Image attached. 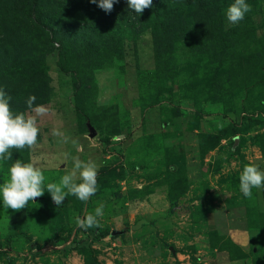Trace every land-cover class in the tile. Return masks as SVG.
<instances>
[{
	"label": "rangeland",
	"instance_id": "374dc122",
	"mask_svg": "<svg viewBox=\"0 0 264 264\" xmlns=\"http://www.w3.org/2000/svg\"><path fill=\"white\" fill-rule=\"evenodd\" d=\"M1 1L0 89L14 113L34 115L30 95L48 113L36 145L0 161V184L17 159L40 167L45 186L72 157L94 161L98 177L87 202L68 195L58 208L45 188L13 211L0 198V264H220L214 247L230 246L216 222L244 201L243 167L264 158V0H246L237 25L228 7L209 21L199 0H156L127 17V0L110 13L98 0L20 11ZM100 203L97 230L122 234L76 226Z\"/></svg>",
	"mask_w": 264,
	"mask_h": 264
},
{
	"label": "clouds",
	"instance_id": "9594fccd",
	"mask_svg": "<svg viewBox=\"0 0 264 264\" xmlns=\"http://www.w3.org/2000/svg\"><path fill=\"white\" fill-rule=\"evenodd\" d=\"M119 0H98V7L106 13L113 10L114 3ZM96 4L97 0H91ZM153 0H127L130 9L138 15L152 6ZM252 11L246 0H234L226 10V18L229 25H237L245 14ZM11 97L0 89V161L11 160L10 149L33 148L37 143L39 128L37 117L44 116L48 109L43 105L33 108L35 95H30L27 106L34 115L24 112L14 113L10 108ZM54 136L60 137L61 142H71L74 146L77 141L67 136L58 129H53ZM73 167L64 174L59 183L49 182L45 186V176L40 167L33 162H22L17 159L8 169V177L0 184V198L6 209L20 211L44 195L45 188L51 195L53 203L59 208L68 195L77 197L82 202H87L97 192L98 168L94 161H83L79 157H72ZM79 181V182H78ZM239 188L245 197L252 196V190L264 189V171L255 164H247L239 176ZM200 204V201H198ZM104 204L100 203L95 208L94 214L88 213L83 218L75 217L78 228L87 230L99 228L97 217L103 216Z\"/></svg>",
	"mask_w": 264,
	"mask_h": 264
},
{
	"label": "crops",
	"instance_id": "0c3cea01",
	"mask_svg": "<svg viewBox=\"0 0 264 264\" xmlns=\"http://www.w3.org/2000/svg\"><path fill=\"white\" fill-rule=\"evenodd\" d=\"M258 162L257 166L264 171V158ZM243 197L244 201L223 210L224 228L217 219L219 227L213 233L214 238H226L230 246V249L214 247L220 264H264V189L254 188L251 198ZM236 254L238 257H233Z\"/></svg>",
	"mask_w": 264,
	"mask_h": 264
},
{
	"label": "trees",
	"instance_id": "16d2710c",
	"mask_svg": "<svg viewBox=\"0 0 264 264\" xmlns=\"http://www.w3.org/2000/svg\"><path fill=\"white\" fill-rule=\"evenodd\" d=\"M154 1L156 0H153L152 6H151L152 8L155 7ZM181 1L182 2L178 3L177 5L182 6L183 2H186L184 6L188 7V9H191V7L189 8V6L191 5V2H194V0H184V1L181 0ZM199 2L202 4V8L208 11V12H205V16L207 17V19L209 21L214 19L216 22L218 18L222 17L225 9L229 7L230 4L234 3V0H199ZM3 3H4V6H3ZM35 3H36L35 0H9L8 2H6V0L1 1L2 7H5L6 9L10 11L11 10L20 11V10H25V9L33 10V8L37 5ZM125 5H126V8L122 10V13H124L126 17L129 13L132 14L133 12H135L133 9L129 8L128 4H125ZM138 29L139 28L134 27L133 30L137 31ZM141 226H144V224L136 226L135 229H138ZM91 230L93 232H97L102 235H111L112 237L118 236V233L120 234L123 233V232H117L116 230L111 231L110 229H106L104 231H98L97 228H92Z\"/></svg>",
	"mask_w": 264,
	"mask_h": 264
},
{
	"label": "water",
	"instance_id": "95a60500",
	"mask_svg": "<svg viewBox=\"0 0 264 264\" xmlns=\"http://www.w3.org/2000/svg\"><path fill=\"white\" fill-rule=\"evenodd\" d=\"M90 135H91V137H95L96 136V132L92 128L90 129Z\"/></svg>",
	"mask_w": 264,
	"mask_h": 264
}]
</instances>
